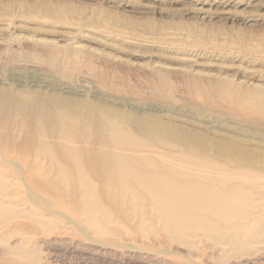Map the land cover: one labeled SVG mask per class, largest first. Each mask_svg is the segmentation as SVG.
Masks as SVG:
<instances>
[{
  "label": "rangeland",
  "instance_id": "1",
  "mask_svg": "<svg viewBox=\"0 0 264 264\" xmlns=\"http://www.w3.org/2000/svg\"><path fill=\"white\" fill-rule=\"evenodd\" d=\"M23 73L91 93L26 88L19 82ZM226 91L252 99L243 113L234 111ZM14 94L83 118L84 112L110 115L127 128L161 116L264 153V0H0V95ZM245 116L257 127L242 122ZM42 215L47 222L41 229L30 219L20 220L22 229L10 227L16 235L10 245L36 250L37 257L13 256L0 242V264H264V244L250 247L256 254L226 258L201 236L193 238V253L168 246L158 228L148 241L131 234L93 238L133 244L138 253L93 243L63 217L55 223L51 214ZM112 228L120 233L117 223Z\"/></svg>",
  "mask_w": 264,
  "mask_h": 264
},
{
  "label": "bare ground",
  "instance_id": "2",
  "mask_svg": "<svg viewBox=\"0 0 264 264\" xmlns=\"http://www.w3.org/2000/svg\"><path fill=\"white\" fill-rule=\"evenodd\" d=\"M25 74L19 82L26 88L91 93L86 86L76 90L70 83ZM225 94L238 114L252 100L238 91ZM83 114L34 103L22 94L0 95V230L22 229L24 219L41 229L47 212L48 220L63 217L93 243L129 234L148 241L158 228L168 246L189 253L195 236L226 258L253 255L250 247L264 244V153L220 141L210 129L200 133L162 122L161 116L127 128L110 115ZM241 121L258 125L246 116ZM67 212L77 219H68ZM116 223L120 233L112 228ZM128 227L130 232L123 231ZM9 228L0 233L7 252L35 259L36 250L10 245L16 235ZM109 242L96 243L142 251Z\"/></svg>",
  "mask_w": 264,
  "mask_h": 264
}]
</instances>
